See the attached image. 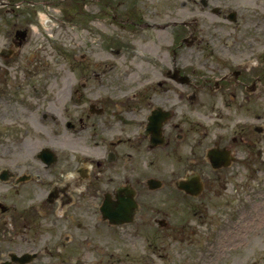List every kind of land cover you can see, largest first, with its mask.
<instances>
[{
	"label": "flooded vegetation",
	"instance_id": "af4514ba",
	"mask_svg": "<svg viewBox=\"0 0 264 264\" xmlns=\"http://www.w3.org/2000/svg\"><path fill=\"white\" fill-rule=\"evenodd\" d=\"M263 96L264 0H0V264H119L128 214L221 250Z\"/></svg>",
	"mask_w": 264,
	"mask_h": 264
},
{
	"label": "rangeland",
	"instance_id": "374dc122",
	"mask_svg": "<svg viewBox=\"0 0 264 264\" xmlns=\"http://www.w3.org/2000/svg\"><path fill=\"white\" fill-rule=\"evenodd\" d=\"M203 14L206 15L205 21L211 22L213 15L208 11L201 13V15ZM180 15L182 13L178 16ZM189 15L187 13V16ZM71 36V32L66 31L63 41H68ZM259 111L264 114V96L260 100ZM261 120L256 122L260 123ZM245 122L247 123L246 133L252 141L248 145L249 186L246 192H242L240 188L233 192L229 185L230 190L219 196L222 211L220 221L222 220L223 230L222 233L219 232L218 243L221 244L220 247L223 251L221 249L216 252L210 248L207 242L210 237H207L205 233L202 234L205 226L199 225L198 222L201 220L198 216H192L190 213L188 215L189 222L192 227H196V231L191 233L189 239V234L185 233L184 236L187 240L180 236L172 237L170 245H165L168 248L162 247L161 251L156 248L153 250V247L149 246V242L153 240L152 231L145 230L144 227H142L144 237L139 242L129 240L124 243L126 238L118 235L117 241L119 243L117 242L118 245L113 246V249L129 251L127 260L119 264H135L136 257L133 258L131 252L139 251L138 246L144 249V258L149 264H264V134L252 131L248 124L253 122L247 117ZM225 199L229 201L232 207L234 206L235 211H232V215H236L234 218L223 221L226 217L231 216L228 211H223ZM233 199L238 200L235 205H233ZM187 210L190 211V209H182L169 212L173 213V217L177 219L176 222H180ZM237 220L238 223L234 225ZM233 231L236 232L235 235H233ZM146 237H149V240ZM162 244L164 245V243ZM157 253H162V255H157ZM189 255L192 257L187 260ZM119 257L120 255L114 250L111 258L113 263Z\"/></svg>",
	"mask_w": 264,
	"mask_h": 264
}]
</instances>
